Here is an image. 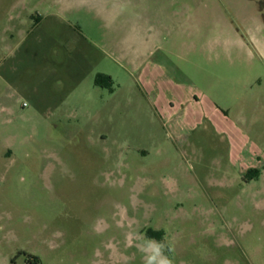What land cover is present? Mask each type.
I'll return each mask as SVG.
<instances>
[{
	"label": "rangeland",
	"instance_id": "obj_1",
	"mask_svg": "<svg viewBox=\"0 0 264 264\" xmlns=\"http://www.w3.org/2000/svg\"><path fill=\"white\" fill-rule=\"evenodd\" d=\"M188 4L204 26L188 83L199 65L204 93L180 119L129 93L100 114L35 105L13 64L53 9L0 0V264H145L144 236L173 264H264V56L245 46L264 42V0Z\"/></svg>",
	"mask_w": 264,
	"mask_h": 264
},
{
	"label": "crops",
	"instance_id": "obj_2",
	"mask_svg": "<svg viewBox=\"0 0 264 264\" xmlns=\"http://www.w3.org/2000/svg\"><path fill=\"white\" fill-rule=\"evenodd\" d=\"M188 1L38 0L53 9L46 15L51 29L45 40L27 44L25 53L15 56L14 69L21 68L23 76L13 84L53 113L100 114L118 109L114 99L129 93L132 106L144 98L149 114L171 118L178 112L187 118L204 93L199 65L193 69L197 83H188L184 57L204 50L203 20ZM246 36L249 53L264 56V42ZM98 75L111 78V89L96 84ZM259 172L252 167L247 174L253 178Z\"/></svg>",
	"mask_w": 264,
	"mask_h": 264
},
{
	"label": "clouds",
	"instance_id": "obj_3",
	"mask_svg": "<svg viewBox=\"0 0 264 264\" xmlns=\"http://www.w3.org/2000/svg\"><path fill=\"white\" fill-rule=\"evenodd\" d=\"M144 239L148 243V248L142 251L150 252V255L144 257L145 264H173V260L166 254L171 250L169 245L163 240L158 242L155 239L149 240L145 236Z\"/></svg>",
	"mask_w": 264,
	"mask_h": 264
},
{
	"label": "trees",
	"instance_id": "obj_4",
	"mask_svg": "<svg viewBox=\"0 0 264 264\" xmlns=\"http://www.w3.org/2000/svg\"><path fill=\"white\" fill-rule=\"evenodd\" d=\"M111 82L110 77H106L105 75H98L96 78V84L101 86H108Z\"/></svg>",
	"mask_w": 264,
	"mask_h": 264
},
{
	"label": "flooded vegetation",
	"instance_id": "obj_5",
	"mask_svg": "<svg viewBox=\"0 0 264 264\" xmlns=\"http://www.w3.org/2000/svg\"><path fill=\"white\" fill-rule=\"evenodd\" d=\"M250 176V175H249Z\"/></svg>",
	"mask_w": 264,
	"mask_h": 264
}]
</instances>
